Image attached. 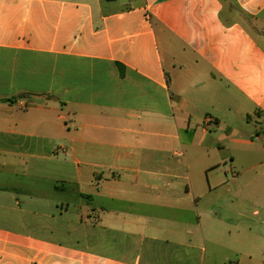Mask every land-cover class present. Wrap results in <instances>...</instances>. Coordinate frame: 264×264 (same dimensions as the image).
<instances>
[{"label":"crops","instance_id":"1","mask_svg":"<svg viewBox=\"0 0 264 264\" xmlns=\"http://www.w3.org/2000/svg\"><path fill=\"white\" fill-rule=\"evenodd\" d=\"M233 117L260 138L264 0H0V176L38 184L0 185V264H264Z\"/></svg>","mask_w":264,"mask_h":264},{"label":"rangeland","instance_id":"2","mask_svg":"<svg viewBox=\"0 0 264 264\" xmlns=\"http://www.w3.org/2000/svg\"><path fill=\"white\" fill-rule=\"evenodd\" d=\"M235 127L237 129V133L235 134L234 138L239 139V140H250L252 141V146H244V145H235L234 147H231V149L236 150V152H233L235 156H242V155H256L259 157H264V125H262L261 127H256V131L258 130L259 132V136L260 138L258 139L257 136H255L254 133V124L253 123H249L247 127H242L240 126L241 123L238 122V120L235 119V117L232 118ZM261 131V133H260ZM251 151L255 152L254 154L251 153ZM229 165V161H226L225 163L222 162V167L227 168V166ZM261 168H264V164H262L260 166ZM231 176V175H229ZM16 177V178H15ZM0 178H2L0 180V185L1 186H11V187H15L17 189H22V188H36L34 185H38L35 180H31V179H24L21 176L17 177L15 175H2L0 176ZM31 186V187H30ZM51 184L46 183L41 190H36L37 192L41 193L39 196L42 200H45L48 202L49 205L52 206L51 210H47V206L44 202L40 201L38 203H33L31 202L26 196H22V195H18L17 197H19V201L22 203L21 207L25 208V209H30V210H36L41 209V210H45L42 212L45 213H50L52 215H57L59 214L60 211V207L59 209H55L54 205L55 203H58V199L61 198V196L55 194L52 192V189L50 188ZM38 193V194H39ZM0 197H2L3 201L6 200V198H8L5 195H0ZM68 197V196H67ZM37 204V205H36ZM70 206H69V210L68 212H63L62 213V218L60 219H65L67 217H71L72 215H74V203L73 202H69ZM5 214V211L3 212V216ZM1 215V214H0ZM1 217V216H0Z\"/></svg>","mask_w":264,"mask_h":264}]
</instances>
